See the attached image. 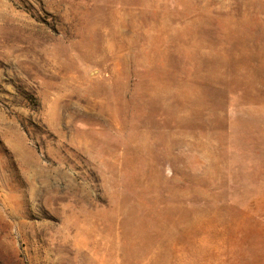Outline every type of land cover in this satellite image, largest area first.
Segmentation results:
<instances>
[{"label":"rangeland","instance_id":"rangeland-1","mask_svg":"<svg viewBox=\"0 0 264 264\" xmlns=\"http://www.w3.org/2000/svg\"><path fill=\"white\" fill-rule=\"evenodd\" d=\"M0 264H264V0H0Z\"/></svg>","mask_w":264,"mask_h":264}]
</instances>
